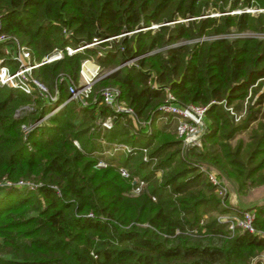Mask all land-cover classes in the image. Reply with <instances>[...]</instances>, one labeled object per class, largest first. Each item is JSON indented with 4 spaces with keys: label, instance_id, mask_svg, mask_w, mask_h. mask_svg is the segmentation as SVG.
Masks as SVG:
<instances>
[{
    "label": "trees",
    "instance_id": "1",
    "mask_svg": "<svg viewBox=\"0 0 264 264\" xmlns=\"http://www.w3.org/2000/svg\"><path fill=\"white\" fill-rule=\"evenodd\" d=\"M253 4L264 0H0V31L31 62L89 44L32 69L55 100L0 84V264H263L264 237L218 219L230 208L200 169L217 168L240 194L264 183V38L217 36L264 30V12H226ZM0 59L12 63L2 43ZM85 59L108 72L86 103L67 100ZM106 86L133 115L102 101ZM166 87L180 103L208 104L200 144L186 147L159 117ZM250 88L235 120L225 104L240 109ZM111 142L136 149L95 166ZM134 176L145 180L137 194ZM253 209L264 230V204Z\"/></svg>",
    "mask_w": 264,
    "mask_h": 264
},
{
    "label": "built area",
    "instance_id": "2",
    "mask_svg": "<svg viewBox=\"0 0 264 264\" xmlns=\"http://www.w3.org/2000/svg\"><path fill=\"white\" fill-rule=\"evenodd\" d=\"M241 11L264 12V7L255 6L254 8H252V5H245L240 8H236L226 12H241ZM62 31L67 36L72 34V30H70L67 27H63ZM217 36H227V37L257 36L264 38V30H259V31L250 30V29L236 30L234 28H231L230 31L219 34ZM99 41L102 40H98L95 38V41L93 43H97ZM0 43L4 44L6 55L10 58L12 62L14 61L16 63V66L14 67L12 63L10 64L3 63L2 59H0V84L21 89L26 93H31L34 89H37L42 96L51 98L53 100L56 99V95H52L47 85L44 84L42 81H40L37 77H35L32 74V69L35 66L39 65L40 63L51 61L53 59L61 57L64 50H66L68 53H73L89 45V44H85L75 47L67 44L65 45L64 49L55 48L50 54L44 55L41 61L31 62L30 60L31 53L29 48L26 45L18 43L14 37L8 35L3 31H0ZM135 59L136 58L128 59L125 62H123V64H132V63L134 64ZM91 62L92 63L94 62V64H92V66L88 68L87 65H89V63ZM80 72H81V78L79 83L78 84L70 83L68 86L70 95L67 98V100L77 98V99H81L83 103H86L87 97L91 92L92 84L96 79L105 75L108 72V70L102 71L99 64H97L94 60L85 59L82 62ZM153 85L156 86L157 84L153 82ZM101 95H102V101L110 104L116 112H125L129 115L134 114V110L132 106L128 105L124 100L118 99V90L116 88L106 86L101 91ZM250 96H251V88L249 90V93L243 100L242 107L238 110L235 109L233 105L225 104L226 109L230 111V113L234 116L235 120H239L245 114L247 110V106L250 103ZM67 100L56 105L43 118H45L46 116L50 115L52 112L57 110ZM214 101L215 100H212L211 102ZM220 102H224V100H221ZM207 105L208 104L202 105L195 103H189V104L180 103L177 100L175 94L171 91V89H169V87H166L164 98L158 106L160 112L159 117L164 120L171 118L172 122L175 121V130L177 134L183 138L186 147H188L193 144H200L201 136L204 133L206 126L205 114H206ZM41 119L37 120L36 122L30 125L23 124L22 125L23 130L27 132L34 125H36ZM112 120L113 118H111V116H108L102 121V124L106 127H110L112 125ZM135 149H136L135 146L130 145L128 143H123V142L110 143V151L112 153L117 150H122L125 152H133ZM142 149L144 152L143 158L146 159L147 149L145 147H143ZM107 163H108L107 160L100 157L96 162L95 166L97 167L106 166ZM200 169L205 173L206 177L214 185L215 192L217 193V195H219L222 198L223 203L226 204L228 187L225 183L224 177L214 167L209 168L201 164ZM119 171L123 176L128 177L130 175L128 169L125 166H120ZM133 181L135 183V186L133 187V192L137 194L145 186V180L140 179L137 176H134ZM1 184L11 185L13 184V182H11L10 180H4L3 182H1ZM14 184L28 185L31 188L34 187L33 182L26 180H18ZM218 219L220 221L227 222L228 228L231 229L232 231L235 228L239 227L242 230H247L248 232L264 237V230L256 227L254 224L255 211L253 208L242 210L238 214H221L218 215ZM259 258L262 260L264 259V252L261 254V256H259Z\"/></svg>",
    "mask_w": 264,
    "mask_h": 264
},
{
    "label": "crops",
    "instance_id": "3",
    "mask_svg": "<svg viewBox=\"0 0 264 264\" xmlns=\"http://www.w3.org/2000/svg\"><path fill=\"white\" fill-rule=\"evenodd\" d=\"M91 66L94 64V62L89 63ZM90 67V66H89ZM122 152V151H121ZM114 151L113 153L110 151V144L104 145V148L101 152L102 158L109 161L111 157H114L117 153ZM225 183L228 187L227 197H226V205L230 208L229 211L218 213L217 215L221 214H238L246 207L255 206L256 204H264V183H261L259 185H254L248 188L246 193L240 194L237 190L234 183L226 179L224 177ZM254 208V207H252ZM262 260V259H261ZM264 264V259L262 260Z\"/></svg>",
    "mask_w": 264,
    "mask_h": 264
},
{
    "label": "rangeland",
    "instance_id": "4",
    "mask_svg": "<svg viewBox=\"0 0 264 264\" xmlns=\"http://www.w3.org/2000/svg\"><path fill=\"white\" fill-rule=\"evenodd\" d=\"M255 6H260V5H258V4H253L252 5V8H254ZM261 7V6H260ZM213 13H219L218 11H216V12H213ZM251 13H257V11H254V12H251ZM211 15V14H210ZM154 25H156V24H154ZM12 65L15 67L16 66V63L13 61L12 62ZM264 87V86H263ZM261 91V90H260ZM171 124V123H170ZM171 126V128H173L174 126H175V121L170 125ZM244 136L247 134V133H242ZM122 150H117L116 152H121ZM124 154H122V155H120V158H119V161H123V159H124ZM115 158H113V157H111L109 160H112V159H114V160H116V161H118V154H117V157L116 156H114ZM213 167V166H212ZM215 168V167H214ZM215 169H217V168H215Z\"/></svg>",
    "mask_w": 264,
    "mask_h": 264
},
{
    "label": "water",
    "instance_id": "5",
    "mask_svg": "<svg viewBox=\"0 0 264 264\" xmlns=\"http://www.w3.org/2000/svg\"><path fill=\"white\" fill-rule=\"evenodd\" d=\"M208 129V126H205V131ZM186 150H187V148H186ZM226 179H228V178H226ZM252 207H254V206H250V207H246V208H242L243 210H245V209H250V208H252ZM260 259V258H259Z\"/></svg>",
    "mask_w": 264,
    "mask_h": 264
},
{
    "label": "bare ground",
    "instance_id": "6",
    "mask_svg": "<svg viewBox=\"0 0 264 264\" xmlns=\"http://www.w3.org/2000/svg\"><path fill=\"white\" fill-rule=\"evenodd\" d=\"M88 66V68H89V66H91L90 64L89 65H87ZM84 71H85V69H84Z\"/></svg>",
    "mask_w": 264,
    "mask_h": 264
}]
</instances>
